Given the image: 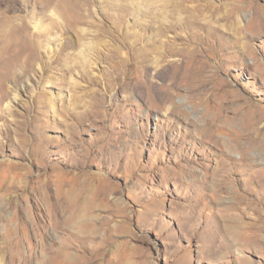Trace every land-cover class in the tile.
Segmentation results:
<instances>
[{
	"label": "rangeland",
	"instance_id": "374dc122",
	"mask_svg": "<svg viewBox=\"0 0 264 264\" xmlns=\"http://www.w3.org/2000/svg\"><path fill=\"white\" fill-rule=\"evenodd\" d=\"M0 264H264V0H0Z\"/></svg>",
	"mask_w": 264,
	"mask_h": 264
},
{
	"label": "bare ground",
	"instance_id": "6f19581e",
	"mask_svg": "<svg viewBox=\"0 0 264 264\" xmlns=\"http://www.w3.org/2000/svg\"><path fill=\"white\" fill-rule=\"evenodd\" d=\"M172 99V98H171ZM53 102V101H52ZM214 120H216V119H214ZM217 121V120H216ZM217 127H219L220 128V125H217Z\"/></svg>",
	"mask_w": 264,
	"mask_h": 264
}]
</instances>
